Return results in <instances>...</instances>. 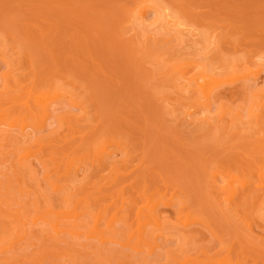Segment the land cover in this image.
<instances>
[{"label":"rangeland","instance_id":"obj_1","mask_svg":"<svg viewBox=\"0 0 264 264\" xmlns=\"http://www.w3.org/2000/svg\"><path fill=\"white\" fill-rule=\"evenodd\" d=\"M143 1L154 0H0V264H264V0H155L181 39L154 10L132 21ZM198 54L225 79L209 109L174 83ZM52 86L82 104L52 98L57 114L32 118L28 101ZM103 143L116 164L93 156ZM213 178L233 189L220 196ZM146 196H161L160 229L137 216ZM67 201L78 233L54 228ZM102 209L125 214L100 222L103 240L87 234ZM139 224L149 244L131 237Z\"/></svg>","mask_w":264,"mask_h":264},{"label":"bare ground","instance_id":"obj_2","mask_svg":"<svg viewBox=\"0 0 264 264\" xmlns=\"http://www.w3.org/2000/svg\"><path fill=\"white\" fill-rule=\"evenodd\" d=\"M142 1V0H141ZM147 1V0H146ZM146 1H145V3H146ZM151 1V0H150ZM140 3V2H139ZM144 4V1H143V3H142V5ZM164 7L160 4V3H158V2H156L155 0L154 1H151L150 3H146V5L144 4L143 6H138L137 8H135V9H133V12H134V14L132 15V16H130V17H132V21L133 20H135L134 22H137V23H141L142 24V26L144 25V23L146 24L147 22H148V20H146L147 18L145 17V15H147V13H148V11L149 10H154L155 11V14L157 15L155 18H157V19H162V18H166L169 22L168 23H170V22H173L172 23V26H175L176 25V27L179 29L178 31H180L179 33H176L177 34V36H179V35H182V33L185 31V29H184V31H183V29H181V24L182 23H180L176 18L177 17H175V15L173 14L172 15V13H169V11L167 10V9H163ZM164 10L166 11H168V13L166 12V14L164 13ZM131 11V10H130ZM171 12V11H170ZM132 13H130V15H131ZM180 15V14H179ZM129 17V18H130ZM146 18V19H145ZM143 19L145 20V22H142L143 21ZM139 21H141V22H139ZM147 21V22H146ZM179 22V23H178ZM182 22H184V21H182ZM175 23V24H174ZM140 24V25H141ZM174 24V25H173ZM159 25V24H158ZM185 25V24H184ZM183 25V26H184ZM145 26V25H144ZM147 26V25H146ZM156 27V26H155ZM163 28V27H162ZM172 28V27H171ZM173 28H175V27H173ZM177 28H175L176 30H177ZM184 28V27H183ZM181 30L183 31V32H181ZM168 31V30H167ZM177 32V31H176ZM186 32V31H185ZM181 33V34H180ZM179 34V35H178ZM184 35L185 34H183L182 36H180L179 38L181 39V38H183L184 37ZM194 37V36H193ZM195 38V37H194ZM204 40V41H203ZM202 40V42L206 45V47H208L209 46V43H210V40L209 39H207L209 42L206 44V39H203ZM211 44V43H210ZM191 48V47H190ZM208 49V48H207ZM208 53V52H207ZM207 53L206 54H204V55H207ZM202 55V54H201ZM197 56H200V54H198ZM208 58L207 56H200L199 57V60L197 59V61L196 62H194V58L192 59L193 60V63H185V64H183V65H180V67L178 66L177 68L175 67V69L173 70V72L174 73H177L176 75L177 76H179V77H176L175 79H176V81L174 80V83H177L176 84V88L177 89H179L178 91L179 92H177V89L175 88L174 90H176V92L178 93V95H180L179 93L181 92V94H183V96L182 95H180L181 97H183V98H185L186 99V96H188L187 97V99L189 100H185L186 101V103H187V101L189 102V104L192 106V107H195V106H198V105H200L199 107H202L203 106V108L205 107V109H209L210 108V106H212V105H214V104H216L217 103V101H216V96L214 95V89H215V87L216 86H214V89H213V84L211 85V83H214L217 79H218V85L219 84H222V83H220V79L222 80L221 82H223V81H225V79H224V77L223 78H221L222 76H221V74H223V72L222 71H218V70H216L215 69V66H212V67H210L209 65H212V63L211 62H208L207 61V59L206 58ZM206 59V62H205V59ZM201 59H204V62L201 60ZM199 61V62H198ZM209 64V65H208ZM248 65V64H247ZM188 66H191L192 67V69H196V72L193 74V76H189L188 77V74H189V72L187 73L186 71H184V70H186V67H188ZM214 67V68H213ZM233 70V69H232ZM228 71V72H233V71ZM257 70V69H256ZM256 70H247V72L248 73H245V74H248V75H252L253 73V76H255L256 78H257V74H255L256 72H254V71H256ZM259 70H257V72H258ZM186 72V73H185ZM225 72V71H224ZM235 72V71H234ZM250 72V73H249ZM252 72V73H251ZM260 72V71H259ZM258 72V73H259ZM261 73V72H260ZM184 74H186L187 75V78H185L186 77V75H184ZM225 74V73H224ZM229 74V73H228ZM234 74V73H233ZM232 74V75H233ZM238 74V73H237ZM184 75V76H183ZM235 75V74H234ZM233 75V76H234ZM250 75V76H251ZM259 75V74H258ZM227 76H231V73H230V75H227ZM243 76V75H242ZM219 77H220V79H219ZM232 77V76H231ZM249 76H247L246 78H248ZM255 77L254 78H252V79H255ZM170 78V77H169ZM185 78V79H184ZM244 78H245V76H244ZM177 79H179V80H177ZM224 79V80H223ZM237 79V78H236ZM240 79V78H239ZM249 79V78H248ZM257 80V79H256ZM230 81H231V78H230ZM228 81H226V83H227ZM178 83H180V84H178ZM234 82H232L231 81V83H230V85H232ZM223 84H224V82H223ZM223 84L221 85V86H223ZM229 84V83H228ZM236 84V83H235ZM234 84V85H235ZM68 85V84H67ZM224 85H226V84H224ZM229 85V86H230ZM180 86V87H179ZM209 86H212L211 88H209ZM236 86V85H235ZM235 86H233L232 85V87H235ZM55 86H52V88H54ZM62 87H64V86H61V89H60V87H58V88H54V90L55 91H52L51 90V88H49L50 90H48V91H43V93L41 92L40 94H39V92L40 91H38V94L37 95H35V94H33V95H35V97H33V98H31V102L33 101V103H30V100L28 101L29 103H27V105H29V107L31 106V108H26V110H28L29 111V113L31 112V114L30 115H32V118H34L33 117V115H35L36 117H35V119H37V117H39L40 115H42V114H45L44 116H43V118L44 117H50V115H53V114H57V113H55V112H57V111H55V112H53L52 114H50L49 113V111L51 110V106H47L46 107V103L48 102L47 100H49L50 101V99L52 100V98H54V99H56V98H58V97H67V99H70V102L71 101H74L75 102V100H76V102L75 103H77V104H80L79 102H81V101H78L77 102V99L75 98V95L74 94H70L68 91H66V89H64V88H62ZM224 87V86H223ZM57 89V90H56ZM173 90V91H174ZM71 91V90H70ZM175 92V93H176ZM67 94V95H66ZM168 94V93H167ZM185 94H186V96H185ZM64 95H66V96H64ZM74 95V96H73ZM259 95H260V93H259ZM177 96V95H176ZM179 96V97H180ZM222 96V95H221ZM32 97V96H31ZM174 98H176V97H174ZM183 98H181L183 101H184V99ZM220 98H222V97H220ZM54 99H53V101H51L53 104H55L54 102H56V101H54ZM75 99V100H74ZM223 99V98H222ZM258 99V98H257ZM176 100H179V102H180V99H176ZM215 101H216V103H215ZM220 101H222L221 99H220ZM73 102V103H74ZM262 102V101H261ZM52 103H51V105H52ZM59 103V102H58ZM222 103V102H221ZM264 103V102H263ZM81 104H82V102H81ZM188 104V103H187ZM186 104V105H187ZM188 104V105H189ZM26 105V106H27ZM188 105H187V107H188ZM28 107V106H27ZM51 107V108H50ZM55 108V107H54ZM57 108V107H56ZM55 108V109H56ZM191 108V107H190ZM196 108V107H195ZM22 109V108H21ZM31 109V110H30ZM55 109H53V110H55ZM57 109H59V107L57 108ZM56 109V110H57ZM192 109V108H191ZM6 110V109H5ZM53 110H51V111H53ZM3 111V110H2ZM28 111H26V112H28ZM50 111V112H51ZM191 111V110H190ZM190 111H186V114H187V116H189V117H187V116H185V117H187V118H190V116H192L191 115V112ZM194 111V110H193ZM3 112H6V111H3ZM59 112V111H58ZM28 113V114H29ZM30 115H28V118H29V116ZM39 115V116H38ZM58 116V115H57ZM184 116V115H183ZM235 119H234V121H236L235 123H240V124H242V122H243V116L241 117L240 116V114H235ZM25 117H27V114H26V116H22V117H20V118H22L23 120H25V119H27V118H25ZM58 117H60V116H58ZM61 117L63 118L64 116H62L61 115ZM234 117V116H233ZM261 117V116H260ZM25 118V119H24ZM42 118V117H41ZM186 118V119H187ZM17 119V118H16ZM15 119V120H16ZM184 119V118H183ZM256 119H257V117H256ZM259 119V118H258ZM258 119H257V121H258ZM44 120V119H43ZM208 120V119H207ZM187 121H189V120H187ZM192 120L190 119V122H191ZM256 121V122H257ZM260 121V120H259ZM14 122H18V119H17V121H12L11 122V125H14ZM261 122V121H260ZM258 123V122H257ZM264 123V122H263ZM190 124H192V123H190ZM250 123H248L247 125H249ZM235 125V124H234ZM258 125V124H257ZM264 125V124H263ZM261 126V125H260ZM24 127V126H23ZM247 127H250V126H247ZM247 129V128H246ZM248 130H249V128H248ZM0 131H1V129H0ZM246 131V130H245ZM3 132V131H2ZM247 132V131H246ZM249 132H250V130H249ZM247 134V133H246ZM1 137H2V135H1ZM104 142H106V141H104ZM115 142V141H114ZM113 142V143H114ZM114 145H115V143H114ZM119 145V144H118ZM97 146V145H96ZM107 146H108V144L105 146V144L103 143V144H100V145H98V147L96 148V150H95V152H91V154H93V156H95L96 158H98V159H102L104 156H105V154H106V161L107 162H110L111 161V158H110V153H109V147H111V146H108V148H107ZM120 147H121V144H120ZM118 149H119V147H118ZM124 149V148H123ZM120 152H124V151H121L120 150ZM84 154V153H83ZM91 157V156H90ZM108 158H110V159H108ZM105 160H103V161H105ZM72 161V160H71ZM103 161H101V163H104ZM91 162V161H90ZM111 162H113V163H115L116 161L114 160H112ZM110 162V163H111ZM100 163V162H99ZM109 163V164H110ZM112 163V164H113ZM117 163V162H116ZM115 163V164H116ZM67 165H65L66 167H63V169H64V172H63V169H62V172L64 173V176H66V178H70V176H73V174L75 173L74 172V166H73V163L72 162H68L67 161V163H66ZM112 164H111V166H112ZM115 164H113V169H116V167H117V165L115 166ZM115 167V168H114ZM50 173V172H49ZM75 175V174H74ZM53 176H51V178H52ZM50 178V177H49ZM60 178V177H59ZM73 177H71V179H72ZM63 179V178H62ZM72 182V185L73 184H76V183H73L74 182V180L73 181H71ZM211 183H212V185L214 186V188L216 189V191H218L219 193H220V196L221 195H223L225 192H227L228 190H229V187H230V182H226L224 185H220L219 183H218V181H216L215 180V178H213L212 179V181H211ZM52 184H53V186L54 187H56L55 189H59V187L60 186H58V184L59 183H53L52 182ZM69 184V183H68ZM75 186V185H74ZM230 188H232V187H230ZM258 188H262V189H264V172H263V169H261L260 168V175H259V179H258ZM233 189V188H232ZM231 189V193H233V190ZM75 194V193H74ZM233 195H234V193H233ZM68 196H69V198H67V199H69L68 201H70L72 198H73V193H71V191H70V194H68ZM224 196V195H223ZM148 196H146L145 197V201L147 202H145V205H143L141 208H139V211H138V213H137V216H138V218H140V216L142 215V216H144V217H146V218H149L150 220H151V222H153V225H156L159 229L162 227V223H161V218H160V215H159V213H158V211L156 212V210H157V206L158 205H156V203L155 202H153V200L154 201H157L158 199L159 200H161V196L159 197V198H157V200L154 198V196L152 197V196H149L148 198H147ZM152 197V198H151ZM221 200H223V199H221ZM234 199H233V197H224V200L222 201L224 204H226L225 206H226V208L227 209H230L229 211H231V210H233V212L234 211H236V208H237V206H236V203L233 201ZM67 201V203H66V205L68 204V211L69 212H64V213H62V214H60L61 216V218H59V220L58 221H54V228H55V230L57 231V232H60V231H63L65 228L64 227H66V228H68V231H71L72 232V234L73 233H76L77 232V230H78V227L80 226V223H79V219H80V214H79V212H77V209H76V201H75V208L73 209V210H71V206H72V204H71V206H70V203L72 202V200H71V202H68ZM84 202L85 203H83V200H81V201H79L78 203L79 204H84V209L86 210V211H88L89 209H90V207L88 206V203L86 202V200H84ZM74 204V203H73ZM157 204H158V201H157ZM78 205V204H77ZM224 206V207H225ZM66 207V206H65ZM78 207V206H77ZM229 207V208H228ZM69 208H70V210H69ZM93 211L94 210H90V212L91 213H93ZM89 212V213H90ZM96 212V211H95ZM179 212V211H178ZM177 212V213H178ZM237 212H238V210H237ZM236 212V213H237ZM106 213V211L104 210V209H102L101 211H97V213L94 215V225L92 226V228L91 229H89L88 230V232H87V234H88V236L89 237H93L94 235H97L98 236V234L100 235V239L101 240H103V237H104V230L103 229H101L100 228V222L102 221V220H107L106 221V223H107V226H108V229H110V228H112L113 227V225H114V223L115 222H117L121 217H124L125 218V214H122V215H119V212L118 213H115V214H113L111 217L107 214H105ZM176 213V214H177ZM52 214V213H51ZM178 215V214H177ZM179 215H180V213H179ZM178 215V216H179ZM107 216H109L108 218H107ZM52 218V217H51ZM126 218H127V216H126ZM70 220V221H69ZM141 220V219H140ZM69 221V222H68ZM146 223H148L147 221L145 222V224ZM67 226H69V227H67ZM62 228H63V230H62ZM145 225L144 224H139V226L137 227V230H135V231H133V233H131L130 235H131V237H136V239H138V242H145V243H147V244H149V242L146 240V238H145V235H146V233H147V231L145 230ZM79 232V231H78ZM77 232V233H78ZM136 234V235H135ZM17 237V236H16ZM15 237V238H16ZM146 249V248H145Z\"/></svg>","mask_w":264,"mask_h":264}]
</instances>
